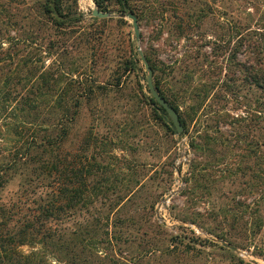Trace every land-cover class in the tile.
Instances as JSON below:
<instances>
[{
  "label": "rangeland",
  "instance_id": "1",
  "mask_svg": "<svg viewBox=\"0 0 264 264\" xmlns=\"http://www.w3.org/2000/svg\"><path fill=\"white\" fill-rule=\"evenodd\" d=\"M64 1L70 11L76 10L80 20L60 29L50 25L45 29L40 24L39 29L49 39L41 42L37 38V44L43 49L48 40L53 44L44 66L61 59L65 66H81L95 88L94 94L82 100L60 150L76 153L82 149V142L89 141L84 152L90 160L95 156V179L106 176L109 182L96 190L91 206L82 207L58 223L62 232L92 224L102 230L109 224L115 237H121L119 246L113 240L115 252L135 264H264V197L255 174L247 172L249 166L255 167L256 158L251 156L246 163L245 142L227 141L234 133L229 123L241 109L233 110L232 99L221 102L208 98L202 109L208 114L189 124L187 133L184 130L179 137L175 130L166 132L145 101L144 95H152L139 56L142 51L152 69L153 84L159 82L164 93L180 103L182 112L189 111L194 102L189 93L183 92V79L174 61L184 55L200 59L196 51L211 52L214 38L227 32V25L236 24L241 29L245 24L256 27L264 23V0H158L156 12L144 10L137 20L138 38L131 19L118 15L127 12H120L117 5L106 10L113 13L111 16L98 18L91 13L97 7L93 0ZM133 3L140 5L141 1ZM33 8L32 2L27 4L29 11ZM222 61L221 57L215 59L217 65H223ZM211 79L195 74L192 87ZM220 108L223 117L215 124L209 118ZM225 113L230 116L225 117ZM7 121V117L0 116V127ZM205 133L218 140L209 146L216 151L214 158L208 150L190 147L191 137L201 144L198 136ZM260 133L257 129L254 140L260 139ZM5 137L0 139V148L8 150L12 138ZM106 138L110 139L107 146ZM181 139L190 147L188 170L183 186L170 199L169 216L163 221L155 205L168 194L175 179L173 164ZM194 161H200L205 175L201 187L195 188L191 180H185L191 176L189 165ZM20 182L19 177L10 180L0 190V199L22 198ZM39 246L23 244L20 250L26 254ZM82 255L90 254L84 251Z\"/></svg>",
  "mask_w": 264,
  "mask_h": 264
},
{
  "label": "trees",
  "instance_id": "2",
  "mask_svg": "<svg viewBox=\"0 0 264 264\" xmlns=\"http://www.w3.org/2000/svg\"><path fill=\"white\" fill-rule=\"evenodd\" d=\"M93 1L99 11L114 4L120 12L134 14L137 20L144 10L154 13L158 8V0H140V5H134L135 0ZM31 2L34 13L27 9ZM69 8L64 0H0V116L10 120L3 124L6 129L1 124L0 139L5 140L6 135L12 138L10 149L0 148V190L19 177L23 198L0 199V264H135L115 252L113 240L119 246L121 237H115L109 224L102 230L95 224L86 225L67 234L58 226L65 216L91 206L96 190L109 182L105 173L95 179V156L90 160L85 154L89 141L82 142V149L76 153L64 154L60 150L82 100L94 94L95 88L88 83L86 69L81 66H65L62 59L44 66L53 44L48 40L45 49L37 44V38L41 42L49 39L39 29L40 24L60 29L78 22L80 15ZM236 26L227 25V32L214 38L211 52L196 51L200 59L184 55L174 61L183 79V92L189 93L194 102L189 111L182 112L180 103L170 99L159 82L154 86L178 113L185 133L196 118L208 114L207 110L202 112L208 98L221 102L232 99L233 110L241 109V113L232 117L229 124L234 133L227 141L245 142L246 163L251 156L256 158L255 167L248 165L247 172L255 174L264 197V23L256 27L245 24L241 29ZM220 57L223 65L215 62ZM195 74L212 79L192 87ZM144 98L166 132H174L163 108L153 97ZM221 109L214 110L209 120L218 123L223 117ZM257 129L262 141L253 138ZM199 137L201 144L191 137L190 147L208 150L214 158L216 151L209 146L217 143L216 137L206 133ZM104 141L105 146L110 143L108 138ZM200 165V161L190 164L191 176L185 179L191 180L194 188L201 187L205 177ZM23 244L40 246L25 254L20 250ZM116 250L122 252L120 247ZM84 251L90 255H82Z\"/></svg>",
  "mask_w": 264,
  "mask_h": 264
},
{
  "label": "water",
  "instance_id": "3",
  "mask_svg": "<svg viewBox=\"0 0 264 264\" xmlns=\"http://www.w3.org/2000/svg\"><path fill=\"white\" fill-rule=\"evenodd\" d=\"M91 13H92V16L98 17V18H105V17L111 16L113 14L111 11L101 12L97 9V7L93 8ZM118 15L121 17L126 16V17L131 19L134 34L138 38L139 28H138V22H137L136 16L130 12L119 13ZM139 56H140V59L143 62L144 66L147 70L146 83H147L148 89H149L152 97L159 104V106L163 108L164 112L167 113V115L169 116L168 124L170 125V127L175 130V133L179 137H181L183 135L184 129H183V126L180 122V118H179L178 113L172 107V105H170L169 102L157 91L156 87L154 86L153 81H152V69H151L146 57L142 53V51H139ZM223 244H225V243H223ZM225 245L231 249H234V247L229 245V244H225Z\"/></svg>",
  "mask_w": 264,
  "mask_h": 264
},
{
  "label": "built area",
  "instance_id": "4",
  "mask_svg": "<svg viewBox=\"0 0 264 264\" xmlns=\"http://www.w3.org/2000/svg\"><path fill=\"white\" fill-rule=\"evenodd\" d=\"M177 157L174 161V176L175 179L171 188L168 191V194L165 195L164 199L156 203L155 212L163 221H166V215H168V208L171 197L175 194L178 188H181L184 184V174H186L188 170V160H189V152L190 147L181 139L180 143H178L177 148ZM169 216V215H168Z\"/></svg>",
  "mask_w": 264,
  "mask_h": 264
}]
</instances>
